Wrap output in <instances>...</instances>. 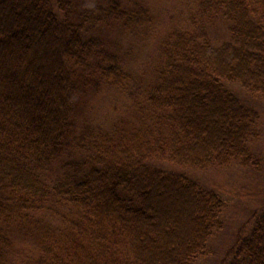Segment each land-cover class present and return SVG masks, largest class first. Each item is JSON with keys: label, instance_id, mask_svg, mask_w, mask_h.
Instances as JSON below:
<instances>
[{"label": "trees", "instance_id": "obj_1", "mask_svg": "<svg viewBox=\"0 0 264 264\" xmlns=\"http://www.w3.org/2000/svg\"><path fill=\"white\" fill-rule=\"evenodd\" d=\"M196 2L193 29L161 46L144 93L147 129L128 133L119 124L78 132L75 109L85 89L125 76L88 28L138 25L143 11L116 0L75 12L71 0H0L2 260L9 228L43 212L22 264H192L203 254L222 202L176 168L250 161L257 113L228 85L264 98V0ZM220 18L229 40L216 45L206 28ZM63 151L70 159L48 179ZM262 210L226 264H264Z\"/></svg>", "mask_w": 264, "mask_h": 264}, {"label": "rangeland", "instance_id": "obj_2", "mask_svg": "<svg viewBox=\"0 0 264 264\" xmlns=\"http://www.w3.org/2000/svg\"><path fill=\"white\" fill-rule=\"evenodd\" d=\"M109 0H71L72 10L84 3L85 6L105 5ZM127 11L141 9L142 21L138 25L123 26L111 23L101 28H88L87 36L97 37L108 53L115 55L124 78L120 84L99 82L97 87L82 91L75 109L77 131L88 127L108 128L118 125L128 133L142 126L147 129L145 91L154 81V69L159 64L161 46L167 35L174 30L195 26L197 0H116ZM194 16L191 19L190 17ZM189 28V29H190ZM207 34L212 43L218 45L229 40L227 22L212 20L207 25ZM228 85V84H227ZM243 103L257 113L258 134L248 143L251 155L249 162L241 164L230 161L225 165H210L203 169L191 167L176 168L168 162L151 160L166 168L178 169L212 190L222 202L217 223L212 229L205 250L192 264H226L230 261L232 248L239 239L249 234L255 216L264 207V98L243 90L238 85H228ZM167 130L163 135H167ZM160 135V134H159ZM160 139L165 140L160 135ZM69 152L57 157L50 168L49 177H55L64 170L63 165L70 159ZM67 171V170H66ZM39 223L29 221L22 226L9 228V246L6 247L0 264H22L35 252L34 230L49 219L43 212L36 217Z\"/></svg>", "mask_w": 264, "mask_h": 264}]
</instances>
